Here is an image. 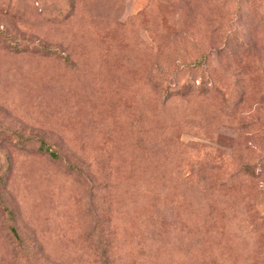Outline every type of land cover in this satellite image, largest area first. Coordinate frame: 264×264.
Returning a JSON list of instances; mask_svg holds the SVG:
<instances>
[{
    "label": "rangeland",
    "instance_id": "374dc122",
    "mask_svg": "<svg viewBox=\"0 0 264 264\" xmlns=\"http://www.w3.org/2000/svg\"><path fill=\"white\" fill-rule=\"evenodd\" d=\"M0 264H264V0H0Z\"/></svg>",
    "mask_w": 264,
    "mask_h": 264
},
{
    "label": "trees",
    "instance_id": "16d2710c",
    "mask_svg": "<svg viewBox=\"0 0 264 264\" xmlns=\"http://www.w3.org/2000/svg\"><path fill=\"white\" fill-rule=\"evenodd\" d=\"M45 152H46L49 156L56 157V154H55L54 151H51V150H45Z\"/></svg>",
    "mask_w": 264,
    "mask_h": 264
}]
</instances>
